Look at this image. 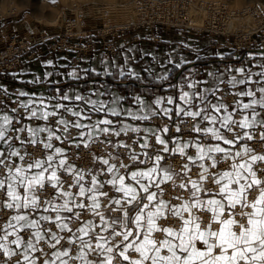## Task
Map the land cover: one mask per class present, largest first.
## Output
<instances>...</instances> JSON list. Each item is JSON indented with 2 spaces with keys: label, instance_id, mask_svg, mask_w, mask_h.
<instances>
[{
  "label": "snow or ice",
  "instance_id": "6c2138e0",
  "mask_svg": "<svg viewBox=\"0 0 264 264\" xmlns=\"http://www.w3.org/2000/svg\"><path fill=\"white\" fill-rule=\"evenodd\" d=\"M178 47L156 75L168 94L154 91L151 100L109 96L99 87L56 89L58 96L49 97L17 93L29 97L18 104L24 111L0 114V209L9 210L0 221V264H264V154L242 143L264 128V80L253 79L264 72L229 66L208 73L217 77L214 87L183 74L172 83L168 65L192 63ZM112 66L142 82L139 71ZM221 92L237 99L224 104ZM157 117L169 123L148 126ZM97 140L113 151L86 169L73 163L75 149ZM177 155L187 160L180 173L168 163ZM178 176L187 197L173 203L161 186Z\"/></svg>",
  "mask_w": 264,
  "mask_h": 264
},
{
  "label": "crops",
  "instance_id": "0c3cea01",
  "mask_svg": "<svg viewBox=\"0 0 264 264\" xmlns=\"http://www.w3.org/2000/svg\"><path fill=\"white\" fill-rule=\"evenodd\" d=\"M28 25L19 27V25L0 22V50L7 45V41L11 37H26L32 42V46L28 53L24 54L23 63L18 70L13 74L0 73V85L8 89L5 93L11 98V101L0 103V114L7 112L17 115L18 112L24 111L18 107V104L20 101H26L29 97H18L19 91L49 97L58 96L56 89L69 91L71 89L84 90L89 87L93 89L99 87L109 96L125 95L131 99L135 94H142L149 100L153 98L154 91L161 95L168 94V83L157 80L156 75L163 74L164 69L160 67V64L164 62L165 54L177 46H179L178 51L187 56L192 63L179 70L168 65L171 69L172 83L179 81L183 74L189 78L208 81V87H214L217 77L209 76L208 73L216 72L218 76L229 66L233 70L245 67L253 74L264 72V67H261L264 65V43L256 42L250 46L237 49L232 44L230 37L207 31L196 32L169 26H141L137 29L99 37L92 31L94 29L93 24L76 23L78 36H67L62 39L57 35L63 31V24L58 26L62 29L57 27L53 32L39 31V26ZM91 32H93L91 45L88 46V49H81L88 44L86 35ZM47 35L51 38L45 39L44 37ZM259 37L256 35L255 39L258 40ZM181 42L191 45V49L184 48ZM112 45L115 46L114 52L107 49ZM194 49H199V52L197 53ZM29 52L31 56L26 57ZM144 52H153L160 59L153 60L150 56H143L142 58ZM197 54L199 59L196 58ZM133 57L135 60L132 59ZM48 61H51V64H48ZM113 64L123 66L125 69L132 68L139 71L142 82L119 76L118 69L113 67ZM146 66H150L152 72H144L143 69ZM85 69H94L95 71L85 73ZM73 71L81 79L73 80L68 75ZM109 72L111 75L108 74ZM253 79L264 80V77L254 75ZM225 93H220L221 102L231 106L237 97H227ZM13 101L16 102L15 107ZM56 102L58 101H52V103ZM132 106L135 107V105ZM13 108H17L18 112L13 113ZM162 119L167 118L157 117L147 124L154 127L166 124L162 122ZM22 121L28 123L26 116L22 118ZM171 132L175 133V130L171 129ZM184 137L187 138L188 136ZM242 143H248L251 146L250 141H243ZM254 152L264 154V143L262 148L254 149ZM165 155L167 156V154ZM258 167H264V164H260ZM255 195L256 192L253 190L249 194V199H253ZM236 211L238 212L240 209L237 208ZM163 222L161 221L162 224H164ZM164 226L166 225L164 224ZM12 264H15V261Z\"/></svg>",
  "mask_w": 264,
  "mask_h": 264
},
{
  "label": "built area",
  "instance_id": "2783aa9c",
  "mask_svg": "<svg viewBox=\"0 0 264 264\" xmlns=\"http://www.w3.org/2000/svg\"><path fill=\"white\" fill-rule=\"evenodd\" d=\"M132 6L135 10V20L134 22L119 25V26H105L102 28H94L92 31L96 36H106L113 35L116 32H124L129 29H137L141 26H169V27H181L183 29L191 30V31H207L213 34H222L230 37L232 39V44L237 48L241 49L244 46H250L256 42L264 43V26H259L256 30L253 31H223L220 28H217V13L219 10H225L228 16L231 14L226 10L227 8L224 5H218L215 1H205L202 0H132ZM193 6H197L205 9L209 13L213 14L211 17H208L207 20L202 25H198L191 17L190 8ZM80 16V20H81ZM223 21V20H222ZM77 23V19L74 20H66L65 22V31L63 34H58L59 38L65 37H75L78 36L76 30H73V26ZM93 32L86 35L88 39V44H86L81 49H88V46L91 45ZM259 35V39L256 40L255 36ZM45 39L51 38V36L47 35L44 37ZM136 38V37H135ZM32 46V42L24 37H11L7 45L0 50V73L5 74H13L23 63L24 54L28 53L30 47ZM110 52L115 51V46H109L107 48ZM31 53L26 54V57H30ZM228 97H234L233 95L225 93ZM2 101H11V98L0 89V103ZM14 107L16 102L13 101ZM162 122L168 124L167 119H162ZM191 127V122H187L184 125H181L183 136H189V132L187 129ZM254 138L250 141L251 146L254 149H260L263 147L264 140L260 138L261 132H264V128L256 127L254 129ZM31 150V149H30ZM76 153L75 160L73 163L77 164L81 168H88L90 164L93 162V159L98 156L107 157V154L113 151L111 145L107 143H101L100 140L95 142H89V147L85 148L83 144L80 145V148L74 150ZM36 155L39 156L40 153L36 152ZM127 163V161H125ZM168 163L176 170V172L180 173L182 167L187 160L181 158L180 156L169 157ZM230 165L229 162H222L218 165L219 170L227 169ZM192 175H195L193 172ZM261 176H264V173H260ZM182 176L176 177V184L169 183L168 185H162L165 189L164 199H171L173 203H177L176 197L182 196L187 197V192L185 190L178 188V183L180 182ZM207 187L215 188L212 185L211 181H208ZM239 212V211H238ZM9 215V210L0 209V221L6 220ZM166 226H172L173 222L164 221ZM75 227V225H73ZM7 259V258H4ZM90 259H94V257H90ZM14 261V260H13Z\"/></svg>",
  "mask_w": 264,
  "mask_h": 264
},
{
  "label": "rangeland",
  "instance_id": "374dc122",
  "mask_svg": "<svg viewBox=\"0 0 264 264\" xmlns=\"http://www.w3.org/2000/svg\"><path fill=\"white\" fill-rule=\"evenodd\" d=\"M21 1L22 0H5L7 6H1L0 4L1 23L6 22L19 25V27H22L23 25L29 26L28 24L33 26L36 25L39 26V31L46 30L48 32H53L58 26L63 24V31L60 33L62 35L65 31V22L69 19L74 20L76 18L77 24H93L96 29L105 26H109L110 28V26L124 25L134 22L135 20V10L132 6V0H114L111 3L107 2V0ZM207 1H215L217 4L226 5L228 9H230L229 5L233 4L231 1L235 2V7H232L235 10L234 15L228 16L225 10H219L217 13V28H220L221 30L223 29V31L250 32L256 30L261 25L264 26V0ZM110 4L114 5V11L109 10ZM125 5H127L126 8H124ZM245 6H248V9ZM228 9L226 10L228 11ZM190 14L192 19L198 25H202L207 20L209 21L208 17L213 15L211 12L209 13L205 9L197 6L190 8ZM80 16H82L81 20L79 19ZM248 17L250 18L251 23H253L251 28H245L244 24H242V26L238 23L233 28H229V24L233 19H236L235 21H244ZM58 28L62 29L60 27ZM72 28L73 30H76V25ZM9 39L7 43L9 42Z\"/></svg>",
  "mask_w": 264,
  "mask_h": 264
},
{
  "label": "bare ground",
  "instance_id": "6f19581e",
  "mask_svg": "<svg viewBox=\"0 0 264 264\" xmlns=\"http://www.w3.org/2000/svg\"><path fill=\"white\" fill-rule=\"evenodd\" d=\"M23 1V0H22ZM21 1V2H22ZM114 0H107V2H109V3H111V2H113ZM205 1H207V0H202V2H205ZM20 2V3H21ZM210 2H212V1H210ZM19 3V4H20ZM217 3V2H216ZM231 3H233V4H230L229 6H230V9H228L227 8V6L226 5H224L227 9H228V12L231 14V15H234L235 14V10L232 8V7H235V2H232L231 1ZM0 4H1V6L2 5H5V6H7L6 5V3H5V0H1L0 1ZM8 4V3H7ZM22 5V4H21ZM218 5H221V4H218ZM129 6V5H128ZM127 7V5H125L124 6V8H126ZM247 9H248V6H245ZM245 8V9H246ZM236 9V8H235ZM109 10H112V11H114V5L113 4H110V6H109ZM239 10V9H238ZM122 12H123V10H122ZM3 13V12H2ZM0 14H1V10H0ZM104 15V14H103ZM236 19H233V21H231V23L229 24V28H233L234 26H236L237 25V23L238 24H240V25H242V24H244V27L245 28H251L252 27V25H253V23H251V21H250V18L248 17V18H246L244 21H240V20H237V21H235ZM243 26V25H242Z\"/></svg>",
  "mask_w": 264,
  "mask_h": 264
}]
</instances>
